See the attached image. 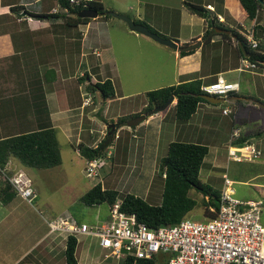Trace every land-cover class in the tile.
Here are the masks:
<instances>
[{
	"label": "crops",
	"instance_id": "0c3cea01",
	"mask_svg": "<svg viewBox=\"0 0 264 264\" xmlns=\"http://www.w3.org/2000/svg\"><path fill=\"white\" fill-rule=\"evenodd\" d=\"M98 1L103 4L106 11L113 10L124 15L129 12L133 13L132 19L134 21L147 25L159 34H164L176 42L178 46L201 41V45L196 47L193 53L186 56H181L178 49H173L156 41V44L159 43L157 47L167 49L164 50L167 53L166 59L171 57L176 64L170 74L172 79L167 85L213 78L210 80L211 82L219 75H223L226 79L238 81L240 84V91L231 94L230 100L238 98H245L246 100L248 98L242 96L243 86L239 79L244 73H248L251 75V83L255 87V92L263 95H255V97L259 99V102L264 103V99H262L264 97V72L258 71L259 67L255 68L257 71L255 69L239 71L242 58L247 57L249 53L236 35L240 32L238 26L241 23L256 26L255 33L260 41L261 50L264 51V8L258 12L256 18L249 19L241 11L238 0ZM196 2L207 9L206 17L189 10L187 3L196 4ZM176 5L179 8L174 7ZM64 8L66 7L62 5L61 0H0V139L41 128H54L56 135L59 132L64 133L69 138V143L80 154L77 148L79 143L83 142L95 146L105 135L100 138L96 137L99 130L97 129L98 123L109 124V128L111 124L117 123L120 117L140 112L147 105V101L134 105L133 108L131 104L128 110L122 111L121 103L132 96L121 95L117 88H114V97L105 98L97 89L90 90L87 88L89 83L93 84L97 80H105L106 77L115 82L114 77L108 76V71L103 70L102 67L106 61L114 63V58L107 54L110 47L102 46L104 39L109 38H106L101 26L100 20L104 16L90 18L86 22L76 21V14L72 11L68 13ZM162 8H169L172 11L176 9L179 12V22L176 29H173V24L172 28L161 25V19L167 23L166 13L162 11ZM51 13H55L57 16L48 17L47 15ZM109 19L119 18L111 16ZM107 22L112 23L111 20H107ZM123 22L120 21L116 24L121 32L139 38L138 41L149 42V39H152L130 30L128 25L125 22L126 25L123 24ZM208 29L214 30V33L211 40L205 43L203 35ZM220 30L228 32H221ZM207 46L213 47L210 50L212 55H207L204 52ZM218 48L219 54L222 52L220 56L217 55L218 51L216 50ZM90 49H92L91 53H89ZM91 58L96 59V62L91 63ZM164 63L165 60L162 61V65ZM205 66L210 68L207 73L204 72ZM113 85L117 87L116 84ZM167 85L162 84L155 89ZM17 90L19 93L14 95ZM148 90L150 89H145L144 92ZM176 102L177 99L175 98L171 105L174 106ZM253 103L260 106L258 102L253 101ZM14 105H16L15 109H13ZM88 108L90 109L87 111ZM102 110L103 114L101 113ZM222 115L228 116V114L224 115L223 113ZM153 119H158L157 130L160 133L163 129L170 131L176 128H174L175 118H171L173 122L170 124L169 112L154 114L144 121L145 124L142 122L133 130L126 124L120 126L117 130L119 137L116 140L122 138L120 132L128 127L127 131L132 133V140L129 137L123 138L124 149L127 150L129 144L133 148V143L140 137L142 139V153L146 156L147 139L144 138L147 136L141 137L140 129L147 127V124ZM240 130L241 136L248 134L242 129ZM145 132L146 128L144 129ZM174 134L176 135V131L173 132ZM256 136L259 143L264 142V133L260 131L259 135ZM151 141H154L153 158H155L158 154V145L161 142L159 143L155 136L154 140ZM246 141L250 143V137ZM213 148L215 147L212 145L211 149ZM60 151L62 156L61 145ZM16 161L15 157H11L5 168H0V189L5 185V181L7 182L6 177L10 173L23 169L22 166L24 165H19ZM259 197L262 195L241 199L249 200ZM18 198L23 200V203L26 201L16 195L9 202L3 203L0 197V264H66L64 251L67 240L65 234L51 233L48 229L43 235L41 233L35 235L37 229L34 224L29 222L32 219L27 218L28 216L25 219V216L22 217L20 214L16 204L21 202L18 201ZM25 206L27 207L26 204ZM9 207H11V214ZM64 212L47 218L45 222L48 225L49 220L62 215ZM9 229L12 230L11 235ZM26 231L29 234L27 238L31 241L27 246H23ZM86 238L89 239L88 244L94 243L97 249L102 250L97 246L96 241L89 237H82L79 244ZM85 248L82 253L79 246L78 264L80 262L82 264H94V257L91 254L86 255L85 261H82Z\"/></svg>",
	"mask_w": 264,
	"mask_h": 264
},
{
	"label": "rangeland",
	"instance_id": "374dc122",
	"mask_svg": "<svg viewBox=\"0 0 264 264\" xmlns=\"http://www.w3.org/2000/svg\"><path fill=\"white\" fill-rule=\"evenodd\" d=\"M197 3L198 2H196L195 5H198ZM174 7L179 8L178 5ZM170 8H172V6H170ZM162 11L166 13L167 23L164 19H161V25H167L166 27L170 26L172 28L173 24V29H176L179 22V12L176 9L172 11L169 8H162ZM128 15L132 18L133 13L131 14V12H129L127 16ZM109 18L111 17H103L100 20L106 38L109 37L104 39L102 46L110 47L107 54L114 58V63L106 61L102 66L103 70L105 69L108 71V76L112 75L114 77L115 82H112V84H116L117 87H114V85L113 87L117 88V91H119L121 95L125 94L132 96L123 103L120 102L122 111L128 110L131 104L132 108L134 105H138L145 101H147L148 104V98L145 94L147 91L144 92V90H153L155 87L162 84L167 85L172 79L170 74L175 68V61L171 57L166 59L167 53L164 50L167 49H164L165 47H157L159 43L156 44V41L153 39H149V42L145 40L138 41L139 38L120 31L116 24L120 21L123 22L122 20ZM107 20H111L112 23L107 22ZM123 24L125 23L123 22ZM238 27L241 30V26ZM160 35L166 37L164 34ZM212 48V46H207L204 52L207 55H212V51H210ZM216 51H218L217 55L220 56L222 52L219 54V48ZM91 52L92 49L89 50V53ZM217 55H215V57H217ZM163 60H165V63L162 65ZM94 62H96V59L91 58V63ZM262 66L264 65L261 64L259 66L258 71L264 72V67L261 69ZM207 70H210L209 66H205L204 72H209ZM210 79L207 78L203 83L205 85L210 83ZM239 80H241L243 86L241 92L243 94L242 96L248 98L246 100L245 98H238L235 100L221 101L216 104L202 102L199 104L198 112L196 111L197 113L188 121L180 122L176 119L175 105H169L165 110L157 113L165 114L169 112L170 124L173 122L171 118H175L174 120L176 122L174 128H176L170 131L163 129L160 133L157 130L158 119H153L147 124V127H142L140 129L141 137H144V135L145 137L147 136V138H144L147 139L146 156L142 153V139L140 137H138L137 140L135 139L136 142L133 143V148L131 144H129L128 149H124L123 138L129 137L130 139L132 133H128V127L122 130L120 132L122 138L115 140L111 148H108V151L112 152V157L100 171L99 176L102 185L115 188L122 194L127 192L132 193L143 199H147L150 203H159L162 199L164 180L162 177L158 176L159 174L157 175L159 166L157 161L167 156L168 144L170 143L168 141L174 140L201 143L210 147L200 170V178L203 183L221 191L224 184V175H226L228 178L235 181L234 188L237 197L245 198L259 195L264 197V142L261 141L259 143L256 136L258 130L264 133V108L254 105L253 103V101H259L255 95H263H259L255 92V87L252 86L251 83L250 74L244 73ZM18 93L19 90H17L14 95ZM262 99H264V97H262ZM115 105L116 103L114 106ZM224 106L230 109L228 116L222 115V110L225 108ZM15 108L16 105L13 106V109ZM89 109L90 108H88L87 111ZM116 110L119 109L116 108ZM101 113L103 114V110ZM108 125L109 124L103 125L101 122L98 123L97 129L99 130L96 135L97 138L102 137L107 132ZM232 126L233 128L239 127L246 134L248 133L247 135L250 136V141L255 144L259 150L263 151L254 162H236L228 159V142L233 133ZM145 128L146 132L144 133ZM175 131L176 135H173ZM86 134H88V132H86ZM57 136L60 143L59 145H61L63 158L59 166L49 168L48 170L22 166L33 181L37 198L33 201V205H30L26 201L23 203V200L19 198L18 201L22 203L16 204L19 207L22 217L25 216V219H32L29 222L34 224V227L37 229L35 235H40V233L43 235L49 229L47 222H45L46 219L56 216L63 211H68L78 221L86 222L89 226L101 223L106 220L109 215L108 203L88 206L81 202L80 197L94 186L97 181L86 177L84 171L85 161L72 144L69 143V138L61 132H59ZM154 136L159 143L161 142L160 145H158V154L155 158H153L155 151L154 141H151L154 140ZM130 140H132V138ZM135 143L136 145L134 146ZM212 145L215 148L211 149ZM125 151H127L128 154ZM16 160V163L21 165L17 158ZM189 194L197 201V205L188 213V216L201 219L203 213V194L195 189H191ZM1 202H3L2 199ZM9 212L10 214L12 213L11 207H9ZM9 233L11 235V229H9ZM28 236L29 234L26 231L23 246H27L29 241H31L27 238ZM88 243L89 239L86 238L79 244L82 253L86 246V250L84 254H82V261H85L86 255L91 254L94 257V264H124L122 259L105 257L108 251H100L95 247L94 243L92 245ZM80 264H82V262H80Z\"/></svg>",
	"mask_w": 264,
	"mask_h": 264
},
{
	"label": "built area",
	"instance_id": "2783aa9c",
	"mask_svg": "<svg viewBox=\"0 0 264 264\" xmlns=\"http://www.w3.org/2000/svg\"><path fill=\"white\" fill-rule=\"evenodd\" d=\"M93 1L69 0L71 5L82 9H87ZM64 10L68 12L67 8ZM240 26L250 46L258 48L255 27L244 23ZM256 67V63L242 58L239 71ZM239 87L238 81H227L219 75L201 89L227 100ZM229 111L223 109L224 114ZM240 138L241 130L235 128L228 142V159L254 162L261 150L251 142H240ZM111 157L112 152L107 150L105 155L85 159L86 177L100 182V171ZM8 180L19 196L33 202V181L25 170L14 171ZM234 184V180L224 175L219 207L209 206L214 212L211 216L203 209L201 219L186 215L178 223L150 227L139 222L135 214L121 211L118 200L109 206L108 218L96 225L89 226L66 212L49 220L48 226L51 233L94 239L100 249L108 251L105 257L122 259L124 264L129 260L132 264L139 260H153L155 264H264V198L243 200L236 196ZM209 197L204 196L206 200Z\"/></svg>",
	"mask_w": 264,
	"mask_h": 264
},
{
	"label": "trees",
	"instance_id": "16d2710c",
	"mask_svg": "<svg viewBox=\"0 0 264 264\" xmlns=\"http://www.w3.org/2000/svg\"><path fill=\"white\" fill-rule=\"evenodd\" d=\"M241 11L249 19L257 17L258 12L264 8V0H238ZM64 7L76 14V21H89L90 18L80 17L78 14L85 9L74 7L69 0H61ZM192 13L206 17L207 9L201 5L192 3L187 4ZM87 9H93L98 12H105L101 2L93 1ZM48 17L57 16L55 13L47 15ZM111 17L106 14L104 17ZM256 28V26H255ZM254 28V29H255ZM214 30H207L203 35V41L209 42ZM236 33V32H234ZM223 34V33H222ZM256 34V33H255ZM226 35V34H223ZM245 50L249 53L247 57L251 62L258 64V67L264 65V51L259 44L257 49H252L246 39L239 33L236 34ZM257 37V35H256ZM196 49V48H195ZM179 51L181 56H186L195 51ZM211 78L210 80H212ZM203 81L201 79L190 80L178 84H171L147 91L148 104L140 111L132 113L129 116L120 117L114 126H122L131 118L137 117L155 106L164 105L171 96L177 99L175 104V117L178 121H188L197 111L199 104L208 102L203 97L201 90ZM90 90H99L105 98L114 97L115 89L112 80H97L95 83H89ZM133 129L136 126L132 127ZM260 131L256 132L259 135ZM116 130L107 129L105 135L96 143L95 146L79 143L77 148L84 159H91L97 156L105 155L108 148L115 142ZM250 136L242 134L240 142H245ZM209 152L208 145L201 143H191L184 141H171L168 144L167 156L159 159L157 175L164 180L162 199L159 203H150L147 199L132 193H120L115 188H109L97 182L81 197L82 203L88 206H94L101 203H108L113 206L118 200H121L120 210L127 214H135L139 222L145 223L150 227H157L163 224H175L180 222L197 205V201L190 196L189 191L195 189L203 194V209L206 215H214L209 210V206L219 207L220 190L203 183L200 178V170L204 164L205 156ZM15 157L18 161L27 167L34 168H53L62 163L60 145L54 128H41L38 131L24 132L17 135H10L0 139V168L3 169L8 164L9 159ZM209 195V200L204 196ZM16 196L9 181L0 189V197L3 202H9ZM79 243L74 236H69L66 241L64 251L66 264H78ZM132 264V260L126 262ZM137 264H155L153 260H139Z\"/></svg>",
	"mask_w": 264,
	"mask_h": 264
},
{
	"label": "water",
	"instance_id": "95a60500",
	"mask_svg": "<svg viewBox=\"0 0 264 264\" xmlns=\"http://www.w3.org/2000/svg\"><path fill=\"white\" fill-rule=\"evenodd\" d=\"M106 14H109L111 16H114L116 18L123 20L128 25V28L130 30L144 34V35L152 38L153 40H155V41H157L163 45H166V46L171 47L173 49H178L179 51L192 50V49H195L196 47L201 45V41H197L196 43L189 44L186 46H178V44L176 42H174L171 39H168L166 37L161 36L157 32L150 29L147 25H145L143 23L136 22L132 18H130L129 16L117 13L113 10H108L106 12H98V11L93 10V9H85V10H82L78 15L80 17L94 18V17H98V16H104ZM220 31L221 32H228L226 30H220ZM203 97L206 100H208L209 102L214 103V104L220 103L222 101V98L214 97V96H211L208 94H204ZM174 99H175V97L171 96L169 98V100L164 105L155 106L153 109L147 111L145 114H141L137 117L129 119L127 121L126 125L128 127L138 126L143 121H145L148 116L153 115V114H157V113L165 110L169 105H171L174 102ZM258 104L264 108V103L258 101ZM113 125L114 124H111L109 126L111 131L115 130V127Z\"/></svg>",
	"mask_w": 264,
	"mask_h": 264
},
{
	"label": "clouds",
	"instance_id": "9594fccd",
	"mask_svg": "<svg viewBox=\"0 0 264 264\" xmlns=\"http://www.w3.org/2000/svg\"><path fill=\"white\" fill-rule=\"evenodd\" d=\"M238 30L240 31L239 34H241V35L246 39V41H247V37L244 35L245 31H244L242 28H241V30H240V29H238ZM255 37H256V34H255ZM256 38H257V37H256ZM257 39H258V38H257ZM258 41H259V39H258ZM247 44L250 46V44H249L248 41H247ZM259 44H260V41H259ZM250 47H251V46H250ZM251 48H252V47H251ZM252 49H254V48H252ZM256 49H257V48H256ZM246 59H247V58H246ZM248 60H249V59H248ZM249 61H250V60H249ZM250 62H251V61H250ZM257 67H258V64H257ZM257 67H256V68H257ZM254 69H255V68H254ZM222 76H223V75H222ZM216 79H217V78H216ZM216 79H215L214 81H216ZM226 80H227V81H233V80H228V79H226ZM214 81H211L210 83H212V82H214ZM208 84H209V83H208ZM204 85H205V84L203 83L202 86H204ZM202 86H201V87H202ZM201 90H202V89H201ZM202 91H203V90H202ZM239 91H240V89L237 90V91L232 92L231 94H233V93H235V92H239ZM203 92H204V91H203ZM204 94H208V95H211V96H214V97H218V96H216V95H214V94H210V93H208V92H204ZM204 94H203V95H204ZM218 98H222V97H218ZM230 98H231V95H230V97H229L227 100H230ZM227 100H225L224 98H222V101H227ZM257 102H258V101H257ZM210 103H211V102H210ZM225 108H228V107H225ZM223 109H224V108H223ZM228 109H229V108H228ZM229 110H230V109H229ZM222 112H223V110H222ZM229 113H230V111H229ZM229 113H227V114H229ZM144 114H145V113H144ZM227 114H224V115H227ZM147 118H148V117H147ZM147 118H146V119H147ZM143 122H144V121H143ZM139 125H140V124H139ZM113 126H114V125H113ZM114 127H115V130H116V136H115V139H116V138L119 137V135H118V133H117V130H118L119 126H117V127L114 126ZM136 127H137V126H136ZM130 128H132V127H130ZM235 128H237V127H235ZM235 128H233V130H234ZM109 129H110V128H109ZM247 142H249V141H247ZM250 142H251V141H250ZM251 143H252V142H251ZM254 145H255V144H254ZM111 146H112V145H111ZM111 146H110L109 148H111ZM23 170H24V169H23ZM12 173H13V172H12ZM12 173H11V174H12ZM11 174H10V175H11ZM10 175H9V176H10ZM28 175H29V174H28ZM9 176L6 177L7 181H9V180H8V177H9ZM12 189H13V188H12ZM33 189H34V185H33ZM13 190H14V189H13ZM14 191H15V190H14ZM34 193H35V190H34ZM16 195H18V194L16 193ZM18 196H19V195H18ZM20 197H21V196H20ZM23 199H24V198H23ZM35 199H36V193H35L34 200H35ZM24 200H25V199H24ZM34 200H33V201H34ZM26 201H27V200H26ZM27 202H28V201H27ZM30 204H33V202L30 203ZM66 212H68V211H65L64 213H66ZM62 215H63V214H62ZM60 216H61V215H60ZM58 217H59V216H58ZM56 218H57V217H56ZM53 219H54V218H53ZM70 236H71V235H70ZM65 237H66V240H67L69 236H66V235H65ZM74 237H75V236H74ZM75 238H76V237H75ZM81 238H82V237H81ZM81 238H80V239H77V238H76L77 241H78V243H79V241L81 240Z\"/></svg>",
	"mask_w": 264,
	"mask_h": 264
},
{
	"label": "flooded vegetation",
	"instance_id": "af4514ba",
	"mask_svg": "<svg viewBox=\"0 0 264 264\" xmlns=\"http://www.w3.org/2000/svg\"><path fill=\"white\" fill-rule=\"evenodd\" d=\"M182 46H186V45H182Z\"/></svg>",
	"mask_w": 264,
	"mask_h": 264
}]
</instances>
